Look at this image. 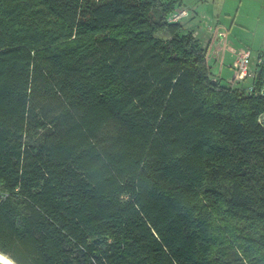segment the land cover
I'll return each instance as SVG.
<instances>
[{"label":"trees","instance_id":"trees-1","mask_svg":"<svg viewBox=\"0 0 264 264\" xmlns=\"http://www.w3.org/2000/svg\"><path fill=\"white\" fill-rule=\"evenodd\" d=\"M176 5L0 0L15 264H264V95L212 77Z\"/></svg>","mask_w":264,"mask_h":264},{"label":"crops","instance_id":"crops-1","mask_svg":"<svg viewBox=\"0 0 264 264\" xmlns=\"http://www.w3.org/2000/svg\"><path fill=\"white\" fill-rule=\"evenodd\" d=\"M174 2L179 6L175 8L176 12H185L179 20L206 48V61L213 78L220 81L227 79V82L232 77L233 57L228 48L233 46L239 48L237 46L239 43L230 38L233 36L232 33L233 37L239 35L245 38H250L252 33L254 36L252 42L260 49V54L258 53L256 60L253 61L255 52L249 45L244 44L252 52L250 69L257 76L261 70V76L263 75L264 0H175ZM250 84L251 81L246 80L236 86L245 88Z\"/></svg>","mask_w":264,"mask_h":264},{"label":"built area","instance_id":"built-area-1","mask_svg":"<svg viewBox=\"0 0 264 264\" xmlns=\"http://www.w3.org/2000/svg\"><path fill=\"white\" fill-rule=\"evenodd\" d=\"M185 15L184 11H180L176 16L170 17L169 20L176 21ZM229 52L233 57L232 61V77L228 81L230 88H236L237 84L246 80H250L251 84L248 87L241 88L243 93L247 96L264 95V73L260 78V86L256 87L258 76L250 69L252 52L248 48L229 47ZM261 71V70H260ZM8 196L7 193L0 192V201H3Z\"/></svg>","mask_w":264,"mask_h":264},{"label":"rangeland","instance_id":"rangeland-1","mask_svg":"<svg viewBox=\"0 0 264 264\" xmlns=\"http://www.w3.org/2000/svg\"><path fill=\"white\" fill-rule=\"evenodd\" d=\"M169 1H172V0H169ZM175 1V0H174ZM232 3V2H231ZM177 6L178 5H176V8H177ZM179 7V6H178ZM180 12V11H179ZM179 12H176V10H174L169 16H168V20L170 19V17H172V16H176L177 14H179ZM213 12V11H212ZM183 17V16H182ZM176 21H178V20H176ZM235 33H236V30H235ZM232 35L234 36V34L232 33ZM233 36H231L230 38H231V40L232 41H234V42H236V43H239V44H237V46L238 47H242V48H245L246 46L244 45V44H246V45H249L252 49H253V51L255 52V56H254V58H253V61H255L256 60V56H257V54L260 52V49L256 46V45H254V43L252 42V40L254 39V36H252V33H251V37L250 38H245L244 36L243 37H241V36H239V35H237V36H235V37H233ZM260 54V53H259ZM231 79V78H230ZM226 80L227 79H223L221 82H222V84H227L228 83V81L226 82Z\"/></svg>","mask_w":264,"mask_h":264},{"label":"clouds","instance_id":"clouds-1","mask_svg":"<svg viewBox=\"0 0 264 264\" xmlns=\"http://www.w3.org/2000/svg\"><path fill=\"white\" fill-rule=\"evenodd\" d=\"M0 261H5V264H15L14 261L7 259L3 254H0Z\"/></svg>","mask_w":264,"mask_h":264},{"label":"bare ground","instance_id":"bare-ground-1","mask_svg":"<svg viewBox=\"0 0 264 264\" xmlns=\"http://www.w3.org/2000/svg\"><path fill=\"white\" fill-rule=\"evenodd\" d=\"M0 254H2V253H0ZM4 255V254H3ZM5 256V255H4ZM7 259H9L7 256H5ZM9 260H11V259H9ZM2 264H5V261H0Z\"/></svg>","mask_w":264,"mask_h":264},{"label":"water","instance_id":"water-1","mask_svg":"<svg viewBox=\"0 0 264 264\" xmlns=\"http://www.w3.org/2000/svg\"><path fill=\"white\" fill-rule=\"evenodd\" d=\"M262 123H263V126H264V119H263ZM0 264H2V263L0 262Z\"/></svg>","mask_w":264,"mask_h":264}]
</instances>
